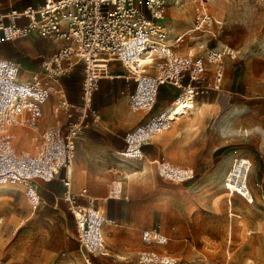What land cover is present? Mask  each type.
<instances>
[{
	"label": "rangeland",
	"instance_id": "rangeland-1",
	"mask_svg": "<svg viewBox=\"0 0 264 264\" xmlns=\"http://www.w3.org/2000/svg\"><path fill=\"white\" fill-rule=\"evenodd\" d=\"M164 2L166 39L173 44L180 38L173 52L198 58L207 50L219 51L221 82L214 86V69L208 65L205 81L191 82L194 96L186 97L181 89L189 83L187 77L180 86L163 82L150 110L133 111L129 95L137 89L138 80H130L120 94L122 79H114L119 82L113 94L119 97L113 107L116 112L126 111L135 129L156 116L160 92L171 101L179 95L183 100L180 108L169 113L170 119H178L136 150L127 151V141L124 151L115 153L98 137L81 148L75 145L70 191L79 205L105 219L101 229L105 247L91 256V262L130 264L146 252L188 264H264V0ZM37 4L41 6L43 0ZM200 13L209 21L196 29ZM46 42L50 40L35 33L3 40L0 54L18 64L26 80L39 69L42 57L54 50ZM109 64L95 74L103 77L106 70L127 74L121 64ZM83 69L78 62L50 84L42 106L47 107L51 122L54 115L65 123L76 118ZM106 82L98 81L91 103L95 110L96 100L103 103L108 98L100 91ZM189 97L195 105L186 110ZM51 125L44 130L57 127ZM100 125L106 126L99 118L82 135ZM41 127L37 133L10 128L14 147L32 151L38 133L44 131ZM164 164L187 169L190 177L170 180L160 171ZM61 179L38 180L36 200L28 199L21 182L0 184V264H84ZM117 182L120 194L113 193ZM84 188L86 195L81 193ZM144 230H155L164 242L144 243Z\"/></svg>",
	"mask_w": 264,
	"mask_h": 264
},
{
	"label": "built area",
	"instance_id": "built-area-1",
	"mask_svg": "<svg viewBox=\"0 0 264 264\" xmlns=\"http://www.w3.org/2000/svg\"><path fill=\"white\" fill-rule=\"evenodd\" d=\"M207 1V0H205ZM164 0H44L36 9L23 11L8 8L0 3V43L3 40L24 38L35 33L58 45L49 56L42 57L38 70L22 79L18 64L2 58L0 54V184L21 182L26 186V196L36 200L37 181H52L58 177L64 182V199L73 216L79 250L84 264H92L93 257L104 249L102 226L105 219L96 211L77 203L70 191V173L75 154L76 140L85 130L98 123V112L92 107L94 92L98 89V68L109 60L123 66L137 57L144 62L138 73L127 70L138 80L137 89L129 95L133 111L150 110L156 100L158 87L163 82L180 86L187 77L189 83L183 93H194L191 82H204L207 66L213 67V84L220 85L223 63L222 53L207 50L203 57L179 56L169 45L163 26ZM209 17L200 13L196 29L208 23ZM84 64L81 85V105L75 107L76 118L62 126L38 133L32 151L17 150L15 136L10 128H26L37 133L41 107L49 96L50 84L69 73L78 63ZM148 84V99L137 96L141 84ZM205 89L201 88V92ZM73 107V106H71ZM58 108L55 109V112ZM147 126L149 123L146 124ZM133 132H140V128ZM130 148V144L128 145ZM140 146V143L137 147ZM162 175L170 180H187V169L164 164ZM119 191L113 193L120 194ZM163 243L164 238L155 230H144L141 240ZM86 254V255H85ZM130 264H188L170 256H156L146 252Z\"/></svg>",
	"mask_w": 264,
	"mask_h": 264
},
{
	"label": "crops",
	"instance_id": "crops-1",
	"mask_svg": "<svg viewBox=\"0 0 264 264\" xmlns=\"http://www.w3.org/2000/svg\"><path fill=\"white\" fill-rule=\"evenodd\" d=\"M44 2V0H43ZM1 6L3 8V10H7L8 8H14L15 10L18 11H23L25 9H36L38 8V4H37V0H0ZM170 40H168L169 43ZM52 43V44H51ZM47 45H50L51 47H54V50L51 52V54L57 49L58 45L52 41L50 42H46ZM171 45V43H169ZM49 50V49H48ZM50 54V55H51ZM49 56V55H47ZM109 62H117L119 64H121L120 62L116 61V60H109L106 63V66H104L103 68H98L96 71L98 70H105L110 64ZM109 64V65H108ZM122 65V64H121ZM113 66V65H112ZM123 66V65H122ZM126 68V70L129 71H133L134 73H138V71H136L134 68H132L131 66L127 65V66H123ZM118 71V70H116ZM106 75L99 76L100 79H108L109 82H106L105 84H101L100 85V91L104 92L103 96L108 97L103 103H99L97 100L95 102V108L98 112V116L100 118V120L105 123L106 126H102L100 125L99 128H93L91 131H87L84 135L80 136L77 140H76V149L77 148H81L83 146H86L88 143L91 142V140H94V138L98 137L100 140H105V146L106 148H108L109 150H113L115 153H119L121 151H124V149L126 148V142H129V135L135 130V125L132 123V121H128L127 117V112L124 111L123 113L121 112H116L114 109V99L115 97L118 98L119 95H114L113 92L115 90V88H118V82L117 80L114 81V79H122L121 83H122V89L120 90V94L125 92V88L129 87V83L130 80L135 79V76H132L128 71L127 74H110V72L108 70H106ZM142 75L138 73V76ZM106 92V93H105ZM160 92V91H159ZM183 94V93H182ZM80 99V97H79ZM183 99L180 97V95L176 98H174L172 101L169 98V96H167L166 94H162L160 92L159 98H158V103L156 105V108L154 109L155 111L153 112L154 116L150 121L153 120H157L160 119L162 116L166 115L169 113L170 109L172 108H176L178 109V105L180 103V101H182ZM171 102V103H170ZM168 104V105H167ZM180 108V107H179ZM42 110V123L39 122V126L41 125L42 129L44 130L45 128L48 127L49 123L51 126H62L65 124V122L63 121V118H58L57 115H54L55 121L51 122V120L47 119L48 116V109L46 106H42L41 107ZM189 110V109H186ZM178 119L176 118H172L170 119V121L172 120H176ZM147 123H143V125H141L142 127H145ZM171 125V122L169 123V125L167 127H165V129H167L169 126ZM164 129V128H163ZM127 151H130L127 149ZM76 153V152H75ZM84 155H86L87 157H90V153L89 152H85ZM86 160V159H84ZM83 162V161H82ZM62 180V179H61ZM83 195L87 194V190L84 188L82 189Z\"/></svg>",
	"mask_w": 264,
	"mask_h": 264
},
{
	"label": "bare ground",
	"instance_id": "bare-ground-1",
	"mask_svg": "<svg viewBox=\"0 0 264 264\" xmlns=\"http://www.w3.org/2000/svg\"><path fill=\"white\" fill-rule=\"evenodd\" d=\"M167 43H168V40H167ZM143 63L144 62L142 61V59L137 57L136 59H133L131 61L126 62L125 66L129 65L132 68H134L136 71H138L139 74H141L140 68H141ZM141 76L142 75H139V77H141ZM149 90H150V86L148 84L142 83L140 86V89L137 92V96L139 97V99H141V100L148 99L149 98L148 97ZM184 94L186 95V97H187V95L194 96V94L191 93L190 90H188V89ZM194 102H195L194 98H191V97L187 98L186 108L189 110L193 109L194 105H195ZM181 105H182V102L180 101L178 108L181 107ZM174 109L176 110L177 107ZM174 109L173 108L170 109L169 113H171V111H173ZM169 113L162 116L160 119L151 121L148 126L146 125L145 127H141L140 132H136L134 134H131L128 138L129 143H130V148L128 150L133 151V150L138 149L139 147H137V146L139 145V143L141 144V142H144V141L146 142L152 134L160 131L162 128L167 127L169 125V123L171 122L170 117H169ZM127 178H129V176ZM119 184H120V182L115 183V185H114L115 191H118Z\"/></svg>",
	"mask_w": 264,
	"mask_h": 264
}]
</instances>
